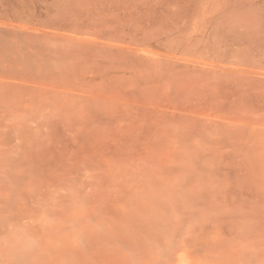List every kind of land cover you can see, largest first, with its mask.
I'll return each mask as SVG.
<instances>
[{"label": "rangeland", "instance_id": "374dc122", "mask_svg": "<svg viewBox=\"0 0 264 264\" xmlns=\"http://www.w3.org/2000/svg\"><path fill=\"white\" fill-rule=\"evenodd\" d=\"M0 264H264V0H0Z\"/></svg>", "mask_w": 264, "mask_h": 264}]
</instances>
